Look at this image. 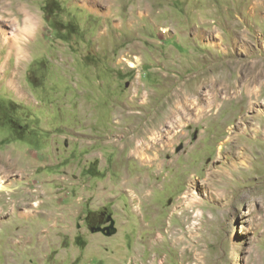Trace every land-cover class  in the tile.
I'll return each instance as SVG.
<instances>
[{
	"label": "rangeland",
	"instance_id": "obj_1",
	"mask_svg": "<svg viewBox=\"0 0 264 264\" xmlns=\"http://www.w3.org/2000/svg\"><path fill=\"white\" fill-rule=\"evenodd\" d=\"M12 102L0 264H264V0H0Z\"/></svg>",
	"mask_w": 264,
	"mask_h": 264
},
{
	"label": "trees",
	"instance_id": "obj_2",
	"mask_svg": "<svg viewBox=\"0 0 264 264\" xmlns=\"http://www.w3.org/2000/svg\"><path fill=\"white\" fill-rule=\"evenodd\" d=\"M48 6L49 5L45 6V8H46L45 9V13H46V18L47 19H49L53 14H55V13L58 14L61 11V8H59V6H57V8H54V10H52V11L50 10V7H48ZM54 21L59 22V24L61 26L60 28H58V27L55 28V30L58 33H64V34H67V35H71V22L65 23V22H62L60 20H57V18H55ZM61 38L66 40L63 37H61ZM15 105L16 104L14 102L10 103L8 105V107H6L3 103L0 104V107H1L0 108V121H2L3 123L9 125L12 128V130L21 129V130H23V132H25L24 131L25 127L22 124L18 123L17 120L12 116V115H14L13 114L14 113V109L13 108L15 107ZM5 111H10L11 112V114H10L11 118L9 117L8 119H3V114L5 113ZM19 134H20V132H19ZM77 242H78V239L76 238L75 239V243H77ZM79 245H81V244H79ZM83 246H84V244H83Z\"/></svg>",
	"mask_w": 264,
	"mask_h": 264
},
{
	"label": "bare ground",
	"instance_id": "obj_3",
	"mask_svg": "<svg viewBox=\"0 0 264 264\" xmlns=\"http://www.w3.org/2000/svg\"><path fill=\"white\" fill-rule=\"evenodd\" d=\"M25 15V14H24ZM27 15V18H26V20H24V21H26V23L24 24L23 23V25H25L24 26V28H22V27H20L19 29H18V31L21 33V34H26L27 35V33H29V32H31L34 28V26H35V17H34V15H32L31 13H27L26 14ZM4 181V180H3ZM3 181H1L0 182V189L2 188V187H4L3 185H4V183H3ZM37 205V204H36Z\"/></svg>",
	"mask_w": 264,
	"mask_h": 264
}]
</instances>
